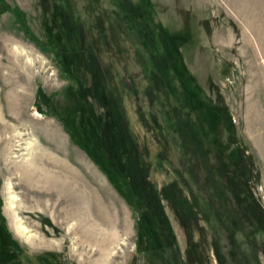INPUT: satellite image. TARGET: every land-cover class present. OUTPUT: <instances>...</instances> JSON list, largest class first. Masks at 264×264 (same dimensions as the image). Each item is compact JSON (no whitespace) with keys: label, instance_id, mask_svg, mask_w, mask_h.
<instances>
[{"label":"rangeland","instance_id":"rangeland-1","mask_svg":"<svg viewBox=\"0 0 264 264\" xmlns=\"http://www.w3.org/2000/svg\"><path fill=\"white\" fill-rule=\"evenodd\" d=\"M136 1L0 7V264H264V0Z\"/></svg>","mask_w":264,"mask_h":264},{"label":"trees","instance_id":"trees-1","mask_svg":"<svg viewBox=\"0 0 264 264\" xmlns=\"http://www.w3.org/2000/svg\"><path fill=\"white\" fill-rule=\"evenodd\" d=\"M122 6V8L120 7L119 17L124 23L130 37L136 44L140 45L143 50H155L159 36L158 33H156L157 25L153 18L149 0H138L133 3L123 4ZM0 7L5 10L10 9V6L5 0H0ZM16 17H21L18 11H16ZM147 30L151 31V36L148 38L146 36ZM39 96L41 99L47 100L41 91H39Z\"/></svg>","mask_w":264,"mask_h":264},{"label":"bare ground","instance_id":"bare-ground-1","mask_svg":"<svg viewBox=\"0 0 264 264\" xmlns=\"http://www.w3.org/2000/svg\"><path fill=\"white\" fill-rule=\"evenodd\" d=\"M17 226L18 227L16 229H17L18 233L24 235V233L26 232V227H24L20 223Z\"/></svg>","mask_w":264,"mask_h":264}]
</instances>
